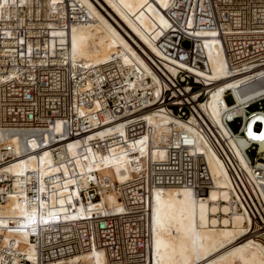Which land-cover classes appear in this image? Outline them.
<instances>
[{"label":"built area","instance_id":"1","mask_svg":"<svg viewBox=\"0 0 264 264\" xmlns=\"http://www.w3.org/2000/svg\"><path fill=\"white\" fill-rule=\"evenodd\" d=\"M70 6L65 29L89 17L82 3ZM162 10L169 26L157 43L166 55L138 45L146 68L116 52L102 64L74 58L52 42L49 24L60 18L46 0L0 6V214L13 197L39 215L61 201L98 205L35 225L7 215L0 221V264H68L95 248L108 264H155L154 193L186 186L205 197L214 185L208 150L229 171L239 208L264 242V0H170ZM188 23L215 31L227 78L249 73L242 85L225 88L235 100L219 101V120L206 104L217 80L203 74L212 71L204 35ZM243 85L241 99L234 88ZM88 137L81 157L69 153L71 141ZM144 137L143 153L131 147ZM129 150L124 180L97 166L102 156ZM110 192L120 207L104 200Z\"/></svg>","mask_w":264,"mask_h":264},{"label":"bare ground","instance_id":"2","mask_svg":"<svg viewBox=\"0 0 264 264\" xmlns=\"http://www.w3.org/2000/svg\"><path fill=\"white\" fill-rule=\"evenodd\" d=\"M12 1L23 3L30 0H0V6ZM158 1L159 3L154 0H46L51 12L56 11L60 18L58 21H50L52 42L66 46L74 58L84 62L102 64L116 52L127 62H142L148 68L140 54V47L149 54L155 52L166 55L157 39L163 28L169 26V19L162 9L169 5L170 0ZM79 2L84 5L82 10L84 13L87 11L89 17L86 21L74 22L71 28L65 29L61 21L69 17L70 5ZM157 26L163 27L156 29ZM186 26L191 31L204 35L202 39L209 51L212 71L203 74L217 80L206 104L209 112L219 120V101H225V88L242 85L241 82L248 78L249 73L227 78L231 74L227 69L225 52L214 37L215 31L198 32L191 24ZM245 86L234 88L239 91L241 99L246 94L241 93ZM98 134L103 133L99 131ZM145 140V137L141 138L131 147L143 153ZM89 142V137L71 141L68 151L73 156L81 157L83 153L79 146L88 148ZM207 153L214 185L205 197H198L192 188L186 186L164 187L154 193L152 229L155 264H264V242L254 236L250 214L246 209L239 208L229 171L218 155L210 150ZM42 158L45 162L52 161L48 154ZM132 159L133 155L129 150L102 156L103 165L98 162L97 166L105 167L119 180H124L129 174ZM92 166L90 164L88 168ZM7 169L13 172L23 170L17 164H9ZM261 190L264 196V187ZM104 200L112 206L120 207L114 192H110ZM100 204L103 205V202ZM97 206L95 202L61 201L53 211L39 215L13 197L1 211L0 221L5 222V217L9 215L19 217L23 224L35 225L40 220L48 221L58 215H83L88 209ZM19 235L26 242L30 241L28 231H22ZM68 264L108 263L104 250L95 248L71 256Z\"/></svg>","mask_w":264,"mask_h":264},{"label":"rangeland","instance_id":"3","mask_svg":"<svg viewBox=\"0 0 264 264\" xmlns=\"http://www.w3.org/2000/svg\"><path fill=\"white\" fill-rule=\"evenodd\" d=\"M225 99H226V101H227L228 103H231V102H233V101L235 100L234 96H233L231 93H227V94L225 95Z\"/></svg>","mask_w":264,"mask_h":264}]
</instances>
